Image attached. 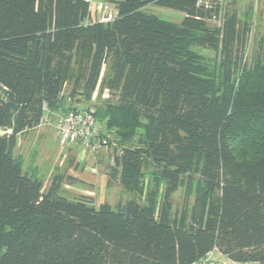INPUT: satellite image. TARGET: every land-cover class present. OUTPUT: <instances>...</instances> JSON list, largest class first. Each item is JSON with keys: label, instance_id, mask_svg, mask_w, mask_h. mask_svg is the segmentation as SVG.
I'll return each instance as SVG.
<instances>
[{"label": "trees", "instance_id": "obj_1", "mask_svg": "<svg viewBox=\"0 0 264 264\" xmlns=\"http://www.w3.org/2000/svg\"><path fill=\"white\" fill-rule=\"evenodd\" d=\"M111 1L113 22L86 23L84 0H0V264H190L213 249L264 264V35L247 62L236 12L218 3ZM102 88L108 175L129 192L148 175L145 204L66 197L58 174L43 189L14 154L46 114ZM182 185L192 207L172 213Z\"/></svg>", "mask_w": 264, "mask_h": 264}, {"label": "rangeland", "instance_id": "obj_2", "mask_svg": "<svg viewBox=\"0 0 264 264\" xmlns=\"http://www.w3.org/2000/svg\"><path fill=\"white\" fill-rule=\"evenodd\" d=\"M109 1L114 9V3L111 0ZM214 3L220 4L221 12H236L239 35L242 38L234 45V49L238 55L242 54L244 60L249 62L264 35V0H214ZM143 11L174 22H180L182 17L181 12L153 5L145 6ZM208 23L211 26H218L221 25V20L210 19ZM198 51L211 59L218 56L210 49L199 48ZM105 70L104 68V73ZM70 75L72 76V74ZM72 77L67 78L65 81V94L68 93L72 85L74 78ZM109 96L111 97V91L108 88H102V90L97 89L94 92L88 103L82 100H77L78 102L76 100L71 101L79 108L94 110V105ZM56 115L46 114L38 127L22 133L18 137L14 154L22 158L23 170L29 174L37 172V177L43 183V189L48 187L55 174L61 175V195L69 198L89 196L96 206L102 202L111 205H115L117 202L124 203L131 198H137L141 204H145L149 187L148 175L145 177L144 187L138 192L123 190L118 180L109 177L108 170L115 152L113 147L115 143L114 141L111 144L109 143L108 140H112V137L110 133L106 132L105 127L96 120L100 135L107 139V143L100 147L102 151L106 150L105 154L99 153L100 148L97 150L84 148L87 150L84 153L79 152V149L76 148L74 151L79 152V156L67 155L68 146H61L56 134ZM2 133L0 129V135ZM66 155L67 157L64 158ZM63 184H66L65 187L62 186ZM192 204L193 195L186 194L182 185L172 195L171 212L180 214L181 211L186 210L189 213Z\"/></svg>", "mask_w": 264, "mask_h": 264}, {"label": "built area", "instance_id": "obj_3", "mask_svg": "<svg viewBox=\"0 0 264 264\" xmlns=\"http://www.w3.org/2000/svg\"><path fill=\"white\" fill-rule=\"evenodd\" d=\"M87 3V22H113L117 11L109 0H84ZM214 0H196L197 6L210 8ZM55 130L62 146L78 142L83 148L97 150L107 139L100 135L94 110L81 108L56 115ZM190 264H231L213 257L210 251Z\"/></svg>", "mask_w": 264, "mask_h": 264}, {"label": "crops", "instance_id": "obj_4", "mask_svg": "<svg viewBox=\"0 0 264 264\" xmlns=\"http://www.w3.org/2000/svg\"><path fill=\"white\" fill-rule=\"evenodd\" d=\"M182 16H183V14H182ZM181 19H182V17H181ZM74 103V102H73ZM40 125V124H39ZM38 125V126H39ZM37 126V127H38ZM34 129V128H33ZM31 130V129H30ZM30 130H27V131H30ZM27 131H25V132H27ZM25 132H23V133H25ZM21 135V134H20ZM19 135V136H20ZM18 136V137H19ZM17 142H18V140H17ZM67 146H68V148H67V151H68V153H67V155H77V156H79V152H81V153H84L85 151H87V150H85L78 142H69L68 144H66ZM66 145H64V146H66ZM62 146V145H61ZM76 148H78L79 149V152H75L74 150H76ZM101 149V150H100ZM98 151H99V153H102V154H105L106 153V150H104V151H102V148H100ZM97 151V152H98ZM96 152V151H95ZM93 153V152H92ZM67 155L66 156H64V158L65 157H67ZM63 159V158H62ZM111 164V163H110ZM36 175H37V172L35 173ZM62 184V183H61ZM66 185V184H65ZM65 185L63 184L62 186L63 187H65ZM212 255H213V257H215V258H217V259H220V260H223V261H225V262H229V263H231V264H249V263H236V262H233V261H230L229 259H227V257L226 256H224V255H222L217 249H213L212 251ZM253 264H257V263H253Z\"/></svg>", "mask_w": 264, "mask_h": 264}]
</instances>
